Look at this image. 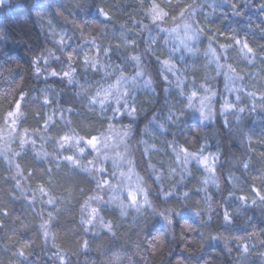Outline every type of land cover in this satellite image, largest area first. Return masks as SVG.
<instances>
[{
    "label": "clouds",
    "instance_id": "clouds-1",
    "mask_svg": "<svg viewBox=\"0 0 264 264\" xmlns=\"http://www.w3.org/2000/svg\"><path fill=\"white\" fill-rule=\"evenodd\" d=\"M0 264H264V0H0Z\"/></svg>",
    "mask_w": 264,
    "mask_h": 264
}]
</instances>
